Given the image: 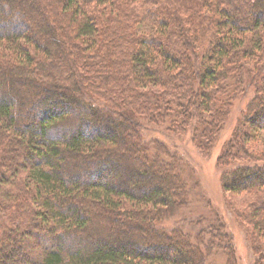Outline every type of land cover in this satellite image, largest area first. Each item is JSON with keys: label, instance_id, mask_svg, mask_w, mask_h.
<instances>
[{"label": "trees", "instance_id": "obj_1", "mask_svg": "<svg viewBox=\"0 0 264 264\" xmlns=\"http://www.w3.org/2000/svg\"><path fill=\"white\" fill-rule=\"evenodd\" d=\"M0 14V264L235 254L194 207L185 144L209 155L236 109L220 183L264 264V0H0Z\"/></svg>", "mask_w": 264, "mask_h": 264}, {"label": "rangeland", "instance_id": "obj_2", "mask_svg": "<svg viewBox=\"0 0 264 264\" xmlns=\"http://www.w3.org/2000/svg\"><path fill=\"white\" fill-rule=\"evenodd\" d=\"M2 18L3 16L0 14V19ZM145 27L147 26H143L144 31H146L148 28L147 27L145 29ZM237 114L238 111L236 109L233 111V119L230 117L227 120V124H225V128L222 131L221 140L215 143V146L213 147V150L209 155L207 156L198 155L195 151L194 146H192L190 142L188 144H185V147L191 153V161L196 164L194 165L195 170H193V172H195V174H198L200 178L198 191L200 192V195L203 197V200H206L205 203L203 200L197 201L196 206L194 207L197 209L203 208L204 211L202 213H206V216L208 215L209 217H213L212 211H215L219 216L220 222L223 223V225L226 227V231L232 235L233 246L236 249V253L235 254L233 253V255L230 254L229 257L225 256V254L222 251L219 252V250H215L212 253L210 251L211 256L208 258V264H212V263L226 264L228 260L232 262L234 258H235L234 259L235 264H252V260L255 256L253 253V247L251 248L252 242L249 240L248 237L249 234L246 232L245 228L243 229L239 225L238 219L236 217L235 207L242 206L237 201L240 200L241 197L231 196L229 193L223 191L220 183V170L217 164L218 157L220 156L223 145L225 141L230 137V132H231L230 128L233 126L232 124L234 123V119L237 116ZM121 127H124L123 123L121 124ZM255 143L256 141L251 142L250 144L254 145ZM249 148L250 147H248V149ZM141 172L143 173L142 170ZM157 175L159 177L161 176L164 177L161 174L159 175V173ZM149 180L150 177L144 174L139 178V182H141L142 184H148ZM243 198L246 199L244 196ZM198 217L199 216H194L192 220L193 219L197 220L196 218ZM195 220H193V223L196 222ZM187 222L188 221L183 222V224H187ZM214 233L216 234V232ZM217 236L219 237L220 240H223L226 237V236L225 237L221 236V234H217L214 237L217 238ZM132 237L135 238L134 235ZM115 238L118 239L117 237ZM203 247L205 254L208 253L209 249L206 246V244H203Z\"/></svg>", "mask_w": 264, "mask_h": 264}]
</instances>
